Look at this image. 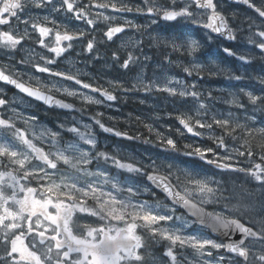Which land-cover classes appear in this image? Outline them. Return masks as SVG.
Segmentation results:
<instances>
[{
	"label": "snow or ice",
	"instance_id": "obj_1",
	"mask_svg": "<svg viewBox=\"0 0 264 264\" xmlns=\"http://www.w3.org/2000/svg\"><path fill=\"white\" fill-rule=\"evenodd\" d=\"M252 9L261 20L256 24L248 18L247 43L254 45L264 55V0H235ZM102 9L104 11H96ZM133 12L151 18V24L160 21L184 28L196 27L206 31V39L213 34L229 41L237 40L239 28L233 27L229 16L222 10L221 0H142V6H129L123 0H0V51L6 54L24 50L25 42H35L50 55L29 51L18 61L31 65L38 73L73 81L83 89L98 93L103 99L82 93L77 89L57 87L44 83L36 76H27L14 66L0 65V82L12 85L26 96L42 101L49 107L73 109L74 105L57 99L56 93L80 97L83 102L100 105L104 101H116L117 91L163 92L172 97L191 98L196 107L176 115V120L188 133L206 137L210 144L183 145L178 147L170 135L145 125L155 133L160 147L166 152L193 157L204 165L220 170V173L242 174L264 189V127H256L251 117L241 122L231 112L227 116L209 115V105L195 83H185L174 77L145 79V62L151 57L143 53L137 40L134 50L126 51L124 58L113 51L111 59L124 70L139 65L140 73L129 86L120 80H109L108 88L85 82L82 73L54 70L57 60L70 53L76 45L89 54V59L99 61V46L113 41L118 34L131 27L140 31L145 26L117 19L106 14ZM35 10H47V15H33ZM64 15L69 20L83 21L90 30L69 28L53 14ZM233 19L236 14L231 13ZM104 22V39L97 41L93 34L98 24ZM150 43L161 44L170 51L164 52L159 67L165 62L176 65L180 56L195 57L202 47L190 33L180 31L165 39L149 34ZM125 48V44L120 45ZM137 52L140 54L138 55ZM229 56L245 64L252 57L237 55L231 48H223ZM173 54L176 59H173ZM141 56L143 60H141ZM188 76L200 75L204 65L190 61L182 66ZM218 69L217 73H223ZM230 79L241 80L240 75ZM261 87L250 91L241 89V96L233 95L227 103L236 109L249 107L264 112V78ZM3 89H0V93ZM211 97V93H208ZM10 101L0 95V264H156L150 248L166 241L165 264H264V202L259 211L242 196L229 190L217 180L218 173L203 174L195 167H179L175 163L150 160L147 164L129 162L117 155L100 151L97 139L84 125L85 131L72 126L65 129L77 138L65 142L60 130L38 126L36 115L25 116L10 108ZM97 113L92 117L101 130L117 137L138 139L127 132L106 126ZM23 121L27 127H18ZM203 130V131H202ZM179 132V129H177ZM89 146L81 147L80 142ZM149 142V141H146ZM111 162L118 169L146 177L159 189L169 204L157 201L150 204L139 200L143 193L155 192L150 187L120 184L99 162ZM96 162L95 170L90 165ZM243 191V185L239 186ZM91 202V203H90ZM177 207L185 213L177 215ZM211 208V210H209ZM91 218V222H82ZM199 225L224 238L218 241L203 235L189 234L185 229ZM223 249L227 254L217 255Z\"/></svg>",
	"mask_w": 264,
	"mask_h": 264
},
{
	"label": "rangeland",
	"instance_id": "obj_2",
	"mask_svg": "<svg viewBox=\"0 0 264 264\" xmlns=\"http://www.w3.org/2000/svg\"><path fill=\"white\" fill-rule=\"evenodd\" d=\"M123 2L127 3L129 6H142V0H123ZM161 2H163V0H161ZM96 11L104 10L98 9ZM106 14L117 17V19L111 23L124 24L125 21H130L133 24L143 25L145 27L140 31L129 27L119 38L100 45L99 53L101 60L99 61L89 59V54L82 51L81 45H76L74 49L70 50V53H65L64 56L57 60L55 65L51 66L54 70L71 73H75L79 70L82 73L81 78L85 80V82L103 86L105 88L109 87V80H120L124 82L127 87L131 82L135 81L141 68L137 65L133 66L130 70L121 69L119 64L113 63L111 54L113 51H118L120 56L122 55L124 57L126 51L134 50V45L137 40H142L143 43L140 45V48H144L143 53L151 57L149 61L145 62V79H162L163 76H167L170 78L174 77L175 79L188 84L195 83L197 89L202 93L201 99L209 105V115L216 114L219 116L220 114H223L227 116V114L231 112L232 115L241 120V122L251 117L252 119L250 122L254 123L256 127H264V112L261 110L256 109L253 112L251 107L247 110L236 109L233 105L226 102L230 100L233 95L241 96L243 101L244 98L242 97L240 90H258L261 87L259 79L264 78V55H262L260 50L254 45L247 43L249 31L248 25L245 24L249 23L248 16H240L241 20L237 22L234 21L235 27L240 29V31L237 32L240 40L237 44L231 43L230 46L232 51L236 52L237 55L243 54L253 58L251 63L245 64L237 59V56H229L221 51L227 46L218 43L216 37L213 36L212 40L208 41L206 39V34L201 28L188 27L190 28L188 29L180 25L168 26V23L163 21H160L157 24H151L150 17L136 13L135 11L123 15L122 13H114L111 9H108ZM235 14L238 16L240 13L235 12ZM33 15L45 14L35 10ZM63 16H60V22L65 23L69 28L78 27L83 30H90L89 26L83 21L69 20ZM142 20L147 21V23L144 24L140 22ZM252 20H254V18H252ZM78 22H81L80 25ZM97 27L98 30L93 34L96 36L97 41H101L104 39L103 31L101 30H106V25L101 21ZM180 31L190 33L193 38L201 43L202 47L196 53L195 57L187 55L180 56L176 65H168L167 62H165V66L163 70H161L159 63L162 60L163 53L170 50L164 48L162 44L157 47L155 44L150 43L149 34L157 39H165L178 34ZM34 35L32 41L25 42L24 50L17 51L16 53L11 54V56L4 51H0V65H7L9 67L14 66L16 69L26 74L25 79L27 76H36L44 83L56 84L57 87L77 89L82 93L103 99L98 93H94L90 89H83L73 81L48 76L44 73H38L31 68V65L19 64L18 61L22 58H26L31 50H34L33 56L36 60L39 59V56L36 55L37 53L50 55L45 49L40 48V46L36 44V34ZM201 38L205 42H202ZM121 44H125L126 47L121 48ZM152 49L155 50V57H153L154 52L150 51ZM107 51H110V54L104 53H108ZM137 54L139 55L140 53L137 52ZM122 56L121 59H123ZM173 59H176L175 54H173ZM194 59L195 62L204 65V71L199 76L195 73L192 76H188L183 72L182 66L187 65ZM141 60H143L142 56ZM218 69H223L224 72L210 74L217 73ZM231 75H240L243 78L241 80L230 79L229 76ZM0 89H3V92L0 93V95H3L4 98L10 101V108H15L17 112L23 113L25 116L36 115L39 118L37 122L38 126L50 128L52 130H60L65 142H73L77 138L74 134L59 129L58 126L60 124H64L65 129L75 125L79 127L81 131H85L84 125H90V131L94 133L97 139V148L100 151L106 149L105 152L117 155L119 158L129 162L135 161L147 164L150 160H156L158 163H175L179 167H195L198 170H201L203 174L210 175L215 172L218 173L215 176L217 180L224 183L225 187L229 190L235 189V194L242 196L246 202L254 205L257 211H259V205L264 202V189H261L254 181L249 180L242 174L220 173V170L204 165L193 157L184 156L182 152H166L159 146L156 137L155 142L150 141L148 137L145 138L144 125L147 124L153 126L154 129L164 133L166 136H172L177 144L179 143L178 147L181 149H183V145L187 143L200 145L210 144L211 141L207 140L206 137H197L188 133L175 118L179 113L188 112L190 109L194 110L196 105L190 97H172L167 93L155 91L148 93L144 91H117L116 95L118 96V99L116 101L105 100L104 103L100 105H91L83 102L80 97H72L66 96L63 93H56V96L61 97L65 102L73 104L74 108H58L55 111H49L47 107L42 106L38 101L24 98L18 94H8L1 84ZM208 93H211V97L208 96ZM0 111H5L7 115L12 114L6 109H0ZM97 113H103V116L99 118L106 126L113 127L119 131L127 132V126L137 124L139 129H135V134H133V132L127 133L139 138L129 140L124 137H117L112 133L104 132L92 119ZM17 126L27 127L23 124V121H17ZM177 129H179V132ZM80 145L85 149L89 147L84 145L82 141L80 142ZM99 146L102 147V149H100ZM99 164L120 184H133L138 185L141 188L148 186L155 192V196H152L150 193H143L138 196L137 199L147 200L150 204H154L157 201H160L163 204H169V201H167L162 194L156 191L146 181V177L137 178L135 177V174L115 168L111 162L105 163L101 160ZM95 165L96 162L89 167L92 168V170H95ZM240 185H243V191L240 189ZM182 213L184 212L177 208V215H181ZM82 222H91V218H85ZM185 231L189 234L203 235L221 241L213 237L205 228H202L199 225H193L192 227L185 229ZM166 245V241H161L150 248V252L155 257L156 264H165L166 257H164L163 253L166 250ZM218 254L225 255L226 257L229 255L221 249L219 253L214 251L213 258L208 259L214 260ZM224 264H228L227 259Z\"/></svg>",
	"mask_w": 264,
	"mask_h": 264
},
{
	"label": "flooded vegetation",
	"instance_id": "obj_3",
	"mask_svg": "<svg viewBox=\"0 0 264 264\" xmlns=\"http://www.w3.org/2000/svg\"><path fill=\"white\" fill-rule=\"evenodd\" d=\"M133 1H136V0H133ZM221 3H222V10L225 12V14L226 15H228L229 16V22H230V24H232V26L233 27H235V24H234V21H239V20H241V17L240 16H248V17H251V18H254V21H255V23L256 24H261V20L256 16V14L254 13V11L252 10V9H250V8H248L246 5H244L243 3H238V2H232V1H230V0H221ZM37 11H40V10H37ZM40 12H42V14H45V15H47L48 13H47V10H44V11H40ZM235 13V12H238V13H240L238 16H236V18L235 19H233L232 18V16H231V13ZM128 12H124V13H122L123 15H126ZM54 16H55V18L58 20V21H60V19H61V15H57V14H53ZM63 16V15H62ZM64 17V16H63ZM65 18V17H64ZM246 20V19H245ZM244 20V21H245ZM140 22H142V23H147V21H144V20H142V21H140ZM243 22V21H242ZM80 23L81 22H78V24L80 25ZM116 24V23H115ZM245 25H248V23H246ZM168 26H176V25H172V24H169L168 23ZM128 29V28H127ZM127 29H126V31H127ZM188 29H190V28H188ZM202 31H204V33L206 34V31L204 30V29H201ZM125 31V32H126ZM122 34V33H121ZM121 34H118V36L117 37H114V39H117V38H119L120 37V35ZM35 36V35H34ZM237 37H238V34H237ZM202 39V38H201ZM200 39V40H201ZM216 40H217V42L218 43H221V44H223L224 46L226 45L228 48H230V46H231V43H226L224 40H222V39H220V38H217L216 37ZM240 39H239V37L237 38V40H235V42L233 43V44H237V42L239 41ZM202 42H205L203 39H202ZM33 43V42H32ZM37 44V43H36ZM38 45V44H37ZM39 46V45H38ZM142 49H144V48H142ZM147 51V50H146ZM150 51H153L154 52V56L153 57H155V50L154 49H152V50H150ZM221 51H223V50H221ZM108 53H106V52H104L105 54H110V51H107ZM203 52L205 53V51L203 50ZM122 56V55H121ZM123 57V56H122ZM124 58V57H123ZM0 84L1 85H3V87L6 89V91H7V93L8 94H10V95H12V94H18V95H21V96H23L24 98H29V97H26V96H24V95H22L21 93H19L17 90H15L13 87H11V86H9V85H7V84H4V83H2V82H0ZM61 98V97H60ZM31 99V98H30ZM62 99V98H61ZM41 104V103H40ZM42 106H44V107H46L45 105H43V104H41ZM59 107H53V108H47L49 111H55V110H57Z\"/></svg>",
	"mask_w": 264,
	"mask_h": 264
},
{
	"label": "trees",
	"instance_id": "obj_4",
	"mask_svg": "<svg viewBox=\"0 0 264 264\" xmlns=\"http://www.w3.org/2000/svg\"><path fill=\"white\" fill-rule=\"evenodd\" d=\"M144 126H145V125H144ZM152 127H153V126H152ZM126 128H127L126 130H127L128 133H132V132H133V134H135V132H136L135 129H139V126H138L137 124H135V125H129V126H127ZM143 128H144V127H143ZM144 136H145V138L148 137L150 141L155 142V133H154V132L150 133V132L147 130L146 127H145ZM177 145L179 146V143H178ZM100 149H102V147H101ZM108 149H110V148H108ZM105 150H106V149H103V151H105Z\"/></svg>",
	"mask_w": 264,
	"mask_h": 264
},
{
	"label": "water",
	"instance_id": "obj_5",
	"mask_svg": "<svg viewBox=\"0 0 264 264\" xmlns=\"http://www.w3.org/2000/svg\"><path fill=\"white\" fill-rule=\"evenodd\" d=\"M230 1H232V2H235V0H230ZM213 35H215V34H213ZM224 39V38H223ZM226 40V39H225ZM226 41H228V42H233V41H229V40H226ZM10 86H12V85H10ZM13 88H15L14 86H12ZM16 90H18L17 88H15ZM19 91V90H18ZM20 92V91H19ZM22 93V92H21ZM22 94H24V93H22ZM25 95V94H24ZM26 96V95H25ZM28 97V96H27ZM57 97V96H56ZM29 98H31V97H29ZM31 99H33V98H31ZM57 99H59L58 97H57ZM33 100H35V99H33ZM37 101V100H36ZM38 102H40V103H43L42 101H38ZM44 104V103H43ZM45 105H47V104H45ZM48 106V105H47ZM49 107V106H48ZM147 180V179H146ZM150 185H151V182H149V181H147ZM152 186V185H151ZM156 191H158L159 193H161L162 195H164L159 189H157V188H155L154 186H152ZM179 208V207H178ZM181 210H183L184 212H185V210L184 209H182V208H180ZM210 210V209H209ZM207 229V228H206ZM209 232H210V234L211 235H213L214 237H216V238H218V239H220V240H224V238L222 237V236H220L218 233H213V232H211L209 229H207Z\"/></svg>",
	"mask_w": 264,
	"mask_h": 264
},
{
	"label": "bare ground",
	"instance_id": "obj_6",
	"mask_svg": "<svg viewBox=\"0 0 264 264\" xmlns=\"http://www.w3.org/2000/svg\"><path fill=\"white\" fill-rule=\"evenodd\" d=\"M91 110H92V108H91Z\"/></svg>",
	"mask_w": 264,
	"mask_h": 264
}]
</instances>
